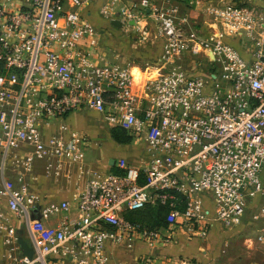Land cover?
<instances>
[{"label": "built area", "instance_id": "2783aa9c", "mask_svg": "<svg viewBox=\"0 0 264 264\" xmlns=\"http://www.w3.org/2000/svg\"><path fill=\"white\" fill-rule=\"evenodd\" d=\"M93 1H0V264H193L127 251L233 230L249 207L264 218V6L219 0L202 28L173 0H102L100 28L87 15ZM113 20L156 42L155 75L137 82L129 61L100 55ZM80 110L128 131L147 155L118 158L117 172L87 162L92 138L60 122ZM38 160L46 177L83 182L73 201L33 189ZM147 206L166 208L164 225L127 219ZM256 240L264 245V229Z\"/></svg>", "mask_w": 264, "mask_h": 264}, {"label": "crops", "instance_id": "0c3cea01", "mask_svg": "<svg viewBox=\"0 0 264 264\" xmlns=\"http://www.w3.org/2000/svg\"><path fill=\"white\" fill-rule=\"evenodd\" d=\"M0 1H2V0H0ZM101 1L102 0H94L93 4H91V6L87 10V15L89 16V19L96 26H101L100 28L104 27L105 25L107 26L106 21L104 19H102L97 12V8H98L99 4L101 3ZM180 1H182V2L186 1V3H193L194 0L193 1L192 0H180ZM248 1H250V3H255L258 5L264 6V0H255V1L248 0ZM111 26H113V25L111 24ZM111 26H108L107 29L104 30L100 39L98 40L99 52H100V46H101V38L103 36L110 34V27ZM200 26L203 28V26L201 24H200ZM112 29H115V31L118 30L117 33L122 32L120 30V28H117L115 26H113ZM124 35L127 36V32H125ZM133 39L135 40V39H139V38L137 36H133ZM229 41L232 44H234L241 51V53L243 55H245L246 57L250 56V52H249L250 48L248 47L249 43L242 41V40L240 41L236 38H229ZM139 42L143 43V44L146 43V42H142V41H139ZM152 46H153L152 49L154 51V60L151 63H146L145 65H142V64L140 65L138 63H131V61L125 55H122V54L120 55V59L129 61L131 63V67H133V66L139 67L142 70V73L148 72L149 73L148 76H150L151 73H154V70L151 68V66L156 64V60H157L158 54H159L158 45L157 44L155 45L154 43H152ZM100 55H104V54H102L100 52ZM104 56H105L104 58L107 60H112V59H115V57H116V55H114V54L112 56H109V57H107L106 55H104ZM99 61H102V60L99 59ZM80 117H83V119H84L83 125H81V126L77 123V120ZM60 122L66 124L71 129H74V130H77L80 132H84L92 138L93 146L87 152L86 160H87V162L91 163L93 166L100 169L101 171H104V172L113 171L112 167L114 169H117L115 166V161L120 157L126 158L129 162H132V161L138 162L139 158L145 157L147 155L146 146H145V144H142L141 142L138 144H135V143L134 144H120V143L115 142L111 138V135H110V129L111 128L107 127V125L102 120L101 115L96 113V112H92L89 110H80V111L72 112L63 121H60ZM58 123L59 122H55V124L54 123L50 124L49 130L55 129L56 124H58ZM104 138L106 140H108V145H106L105 147H103L104 149H102L101 139H104ZM139 144H141V145H139ZM111 159H114L113 164H110ZM43 166H44V163L42 160H38L36 162L35 169H34V178H32L33 189L35 191H37L39 194H41L43 197L50 199V200H64V199H66V200L73 201L77 195V192L82 189L83 182L77 184L73 177H70L67 175L60 177L58 179H54L53 177H46L44 175V172H43ZM7 177L14 179V174L9 172L7 174ZM0 206L3 208L5 207V201L1 197H0ZM254 210L255 209L253 207L248 208V210L246 211V213L242 219V224L244 223V220L246 219V217H248V219H249L247 221V223L248 222L249 223H255V222L251 221L252 220L251 214L253 213ZM242 224L240 226H242ZM257 224H261V226L259 227L260 229H258V232H260L261 230L264 229L263 228L264 227V218H262ZM219 231L222 233L227 232V230L214 228L208 234L213 233V232H219ZM180 238H181V236H179V239ZM255 239H256V237H255ZM200 240L201 239H198L195 237L189 241H186L183 238V240L180 239L179 242H177L176 244H172L170 246L160 248V249H156V250H153V248L147 247V246L142 245V244H136L132 250L127 251V260L128 259L131 260V258L135 254H137L138 252L150 253V252L154 251L156 253L162 254L163 256H169V255H171V256L172 255L187 256V257L192 259L193 264H203L204 259H206V257H207L205 255V253H207L205 250H201V252L203 253L202 255H199L200 251H198V250H197V252L194 251V248H191V251L187 250L188 245L189 246L191 245L193 247L196 244L200 245V242H199ZM185 249H186V252L188 254L184 253ZM194 257L196 258V260L194 259Z\"/></svg>", "mask_w": 264, "mask_h": 264}, {"label": "rangeland", "instance_id": "374dc122", "mask_svg": "<svg viewBox=\"0 0 264 264\" xmlns=\"http://www.w3.org/2000/svg\"><path fill=\"white\" fill-rule=\"evenodd\" d=\"M193 1V0H192ZM219 0H194L193 3H186V1L173 0L180 7L181 12H188L191 15V19L199 27L204 20V9L209 4L217 3ZM235 4H248V0H229ZM255 1V0H251ZM183 4V5H182ZM183 8V9H182ZM101 27V26H99ZM110 27V34L101 38L100 52L107 57L114 55H125L131 63H138L145 65L151 63L154 60V51L152 43L154 40H149L145 44L140 43V39H133V33H128L127 36L123 32L115 31ZM153 41V42H152ZM242 41H245L244 39ZM83 117L78 118L77 123L83 125ZM91 135V134H90ZM144 144L142 141L133 140L129 144ZM108 145V140L101 139V147ZM141 145V144H139ZM90 149H88L89 151ZM250 213V212H249ZM248 217L244 220L242 226L233 230H227L226 233L213 232L206 237H196L201 239L200 245L189 246L188 249L194 248V251H200L199 255L203 253L201 250H205L207 253L206 259L203 264H264V245L260 244L256 239V234L261 224H257L261 219L255 221V223H247ZM263 227V226H262ZM264 228V227H263ZM183 240V237L180 238ZM179 239V240H180ZM178 240V242H179ZM185 254H188L185 249ZM196 260V258L194 257Z\"/></svg>", "mask_w": 264, "mask_h": 264}, {"label": "trees", "instance_id": "16d2710c", "mask_svg": "<svg viewBox=\"0 0 264 264\" xmlns=\"http://www.w3.org/2000/svg\"><path fill=\"white\" fill-rule=\"evenodd\" d=\"M111 138L120 144H129L133 141V136L128 131L124 130L120 127H114L110 129ZM114 172H117V169L112 167ZM166 213V208L164 207H153L147 206L142 210H136L128 212L126 217L127 219L139 221V222H147L150 223L154 221L158 225H164V215Z\"/></svg>", "mask_w": 264, "mask_h": 264}, {"label": "water", "instance_id": "95a60500", "mask_svg": "<svg viewBox=\"0 0 264 264\" xmlns=\"http://www.w3.org/2000/svg\"><path fill=\"white\" fill-rule=\"evenodd\" d=\"M111 24L117 28L121 27V23L118 20H113L111 21ZM114 163V159L110 160V164ZM19 235L17 237L18 243L20 245V249L22 251L23 254L27 255L29 258L32 257L33 254V250L32 248L29 246V244L27 243V241L23 238L22 236V231L19 230Z\"/></svg>", "mask_w": 264, "mask_h": 264}, {"label": "clouds", "instance_id": "9594fccd", "mask_svg": "<svg viewBox=\"0 0 264 264\" xmlns=\"http://www.w3.org/2000/svg\"><path fill=\"white\" fill-rule=\"evenodd\" d=\"M130 74L134 78L135 81L140 82L143 79L147 78L149 75L148 72H143L139 67L133 66L129 69ZM151 75H155V73H151Z\"/></svg>", "mask_w": 264, "mask_h": 264}]
</instances>
